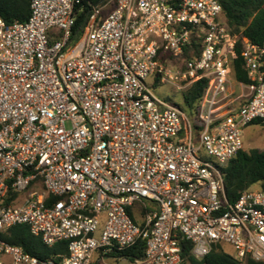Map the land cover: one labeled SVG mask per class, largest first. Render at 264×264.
I'll list each match as a JSON object with an SVG mask.
<instances>
[{
  "label": "built area",
  "instance_id": "obj_1",
  "mask_svg": "<svg viewBox=\"0 0 264 264\" xmlns=\"http://www.w3.org/2000/svg\"><path fill=\"white\" fill-rule=\"evenodd\" d=\"M30 8L23 23L0 16V232L27 225L68 253L40 259L0 238V264H184L180 238L198 259L226 242L264 262V190L230 202L223 174L244 129L264 123V47L232 33L219 0ZM241 39L249 95L217 117ZM203 79L199 129L153 91ZM139 241L143 256H128Z\"/></svg>",
  "mask_w": 264,
  "mask_h": 264
},
{
  "label": "trees",
  "instance_id": "obj_2",
  "mask_svg": "<svg viewBox=\"0 0 264 264\" xmlns=\"http://www.w3.org/2000/svg\"><path fill=\"white\" fill-rule=\"evenodd\" d=\"M97 1V0H96ZM223 7L224 18L233 34L246 37L251 43L264 47V0H219ZM111 6L108 11H111ZM31 14L30 0H0V16L7 24L26 22ZM81 20H78V26ZM202 38L195 36L192 39L189 53L194 51L196 55L201 52ZM244 48L242 39L239 40L236 52L237 57L233 60L231 77L239 83L248 85L250 78L244 67L241 52ZM187 56H190L187 54ZM264 69V67H263ZM209 86V80L203 79L183 91L184 108L192 120L198 119L199 107ZM252 124L264 125L262 121ZM197 129L200 127L194 124ZM224 187L227 199L235 202L240 195L254 186L264 190V151L241 150L238 155L223 167ZM142 213L145 212V208ZM134 221L136 218L133 217ZM2 241L22 248L25 253L40 259H54L56 255L67 254V242H58L53 246L46 245L41 236L32 234L29 226L17 225L8 230L0 232ZM181 257L184 264H264L246 258L239 261L234 255L227 254L220 246H216L204 258L198 259L193 253V244L190 240L180 238ZM145 242L139 241L137 245L126 251L128 256L141 257L144 254Z\"/></svg>",
  "mask_w": 264,
  "mask_h": 264
},
{
  "label": "rangeland",
  "instance_id": "obj_3",
  "mask_svg": "<svg viewBox=\"0 0 264 264\" xmlns=\"http://www.w3.org/2000/svg\"><path fill=\"white\" fill-rule=\"evenodd\" d=\"M243 89H247L246 87L241 86ZM154 93L161 99L165 100L166 102L170 104H175L179 106L180 108H184V94L183 91L179 88H177L174 85L171 84H160L158 83L153 87ZM245 98V96H244ZM187 118L190 122H192V117L186 113ZM194 124L198 123V119L193 121ZM199 132L195 129L193 138L194 143H199ZM243 143L245 151H251V150H260L264 151V125L261 124H250L247 126L243 131ZM252 189H257V186H254ZM98 236V235H97ZM220 247L223 249V251L230 255H235V249L234 247L226 242H223L220 244ZM111 264H116L114 261L110 260ZM121 264H127V262H122Z\"/></svg>",
  "mask_w": 264,
  "mask_h": 264
},
{
  "label": "crops",
  "instance_id": "obj_4",
  "mask_svg": "<svg viewBox=\"0 0 264 264\" xmlns=\"http://www.w3.org/2000/svg\"><path fill=\"white\" fill-rule=\"evenodd\" d=\"M229 79L232 82L230 86V92H232V94L230 99L227 101H221L215 105V116L217 117L222 116L233 109L239 108L246 101L247 96L249 95V90L243 89L241 87L242 85L234 80L231 75ZM219 99H221V97H219Z\"/></svg>",
  "mask_w": 264,
  "mask_h": 264
}]
</instances>
